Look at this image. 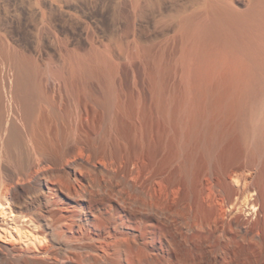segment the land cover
<instances>
[{
	"label": "bare ground",
	"instance_id": "obj_1",
	"mask_svg": "<svg viewBox=\"0 0 264 264\" xmlns=\"http://www.w3.org/2000/svg\"><path fill=\"white\" fill-rule=\"evenodd\" d=\"M182 9L181 101L156 88L148 111L144 92L119 89L114 72L101 74L78 57L50 75L67 90L71 116H104L117 143L103 157L85 156L83 144L95 143L73 127L52 148L34 119L44 79L0 45V264H264V0H192ZM150 112L158 118L154 138L145 135ZM180 145L187 175L201 153L221 182L180 186ZM237 168L254 191L247 204L228 181ZM32 185L40 188L34 200ZM18 196L21 210L7 208ZM203 198L215 199L217 211ZM247 205L255 219L241 215ZM102 206L109 210L99 218ZM92 232L97 237H87Z\"/></svg>",
	"mask_w": 264,
	"mask_h": 264
},
{
	"label": "rangeland",
	"instance_id": "obj_2",
	"mask_svg": "<svg viewBox=\"0 0 264 264\" xmlns=\"http://www.w3.org/2000/svg\"><path fill=\"white\" fill-rule=\"evenodd\" d=\"M191 1L0 0V45L10 46L24 56V59L31 61L36 73L44 79L45 99L38 104L34 119L40 121L42 131L52 143L53 149L59 146L61 137L72 127L76 133L95 143V146L83 144L85 156L97 152L99 157H103L107 154L109 143L116 142L115 137L107 130L103 115L99 114L95 120H85L82 114L77 113L71 116L73 102L67 90L55 85L49 78L54 72L68 71L71 60L74 59L71 57L90 63L101 74L114 72L119 89L144 92L146 95L143 102L148 111L154 106L151 91L156 88L177 94L181 101L186 88L181 80L180 69V21L182 7L190 5ZM105 90V84L98 87L101 95ZM51 107L64 115L57 116L51 111ZM150 114L152 116L146 117L145 135L154 138L158 118L155 112ZM170 138L171 133L166 136L167 144ZM77 146L69 143L67 148L77 152ZM171 150L172 145L169 143L163 154L170 156ZM196 158V165L191 174L187 175L182 168L184 152L180 145L176 162L180 165V186L201 188L203 185L219 184L221 178L212 162L201 153ZM141 164L144 165V162ZM176 164L170 163L168 171H174ZM246 173L245 169L237 168L228 175V181L240 188L237 196L242 204H247L249 196L254 194L251 188H245L250 182ZM4 180L10 182L11 194H14L16 190L6 173ZM207 180H211L213 184L210 185ZM25 187H29L28 183L21 185V188ZM32 188L28 196L34 200L40 194V188L36 185H32ZM182 196L180 194V198ZM46 198L44 195L41 201L46 203ZM20 200L21 196L12 198L11 202L9 199L7 208L10 205L14 211L21 210L17 207ZM201 202L211 212L218 209L215 199L203 198ZM56 208L53 207L55 210ZM108 210V207L102 206L94 214L100 218L106 216L105 212ZM241 215L255 219L251 206L248 205ZM180 218L183 220L188 215L180 214ZM89 235L97 237L96 232L87 234V237ZM86 241L91 242L89 239ZM180 248L184 246L181 245Z\"/></svg>",
	"mask_w": 264,
	"mask_h": 264
}]
</instances>
